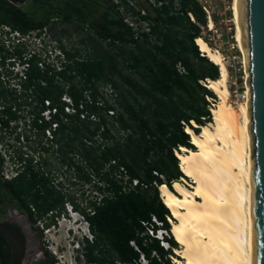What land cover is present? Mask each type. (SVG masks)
Segmentation results:
<instances>
[{
    "label": "trees",
    "instance_id": "trees-1",
    "mask_svg": "<svg viewBox=\"0 0 264 264\" xmlns=\"http://www.w3.org/2000/svg\"><path fill=\"white\" fill-rule=\"evenodd\" d=\"M66 1L63 7L59 9L55 7L52 12H47L44 18L33 20L24 10L6 0H0V23L9 25L20 32L43 28L51 21L53 26L69 25L70 17L65 9L72 8L81 12V7H87L88 4L82 0ZM160 1L165 4L154 10L157 21L153 22L150 16L141 17L142 20L153 23L150 36L156 40L148 54L152 62L149 68L151 77L145 82L149 91L159 97L160 102L146 104L145 108L151 110L150 116H147L145 109H139L138 112L146 118L137 115L131 107H125L119 114L108 102L103 101L101 106L98 105L99 99L102 100L99 89L103 85H111L107 78L118 75L119 63L111 55L100 54L95 50L84 57L76 49L66 53L70 64L66 65L62 73H59L63 83L68 84L66 91L63 86L56 84L55 75L39 70L35 60H31V66L27 71V82L23 85L24 88L31 90L38 104L49 100L52 106L62 111L60 98L66 92L75 105L83 101L84 111L88 113L87 119L80 122L78 117L71 118L69 127L60 123L58 129L60 134L58 143L63 142L65 146L74 145L71 146L72 151L78 150V146L83 150V172H85L83 181L91 183L94 177L98 179V182L104 183V191L99 187L97 189L105 192L101 202L99 204L87 202L86 207L91 208L92 215L85 209L81 210L94 236L93 242L86 241L84 247L85 264H115L116 262L133 264L139 258V254L129 245L133 240L136 241L150 264H171L169 256H176L172 250L179 248L172 236L168 240L170 244L168 251L160 248L156 241L143 246V238L136 236L137 231L141 230L140 221L150 220L152 215L163 222L166 230L171 229L165 218L166 215L170 217L171 215L160 201L158 190L140 191L138 189L137 192H124L122 186L112 179L108 172H103L108 164L115 161L114 165L109 166L110 172L124 168L131 179L137 178L146 184H151L154 180L160 182L153 175V172H157L165 176L166 184L172 190V183L177 182L180 177L185 178L179 169L175 152H179L182 147L195 150L190 142V136L185 132L186 127L198 133L202 125L212 121L207 99L215 100L216 96L201 82L206 79L216 80L219 70L198 51L195 44V40L200 38V26L207 25L206 15L195 0H179L177 8L173 6L174 0ZM111 8L114 15L120 18L115 6ZM188 14L193 16L194 22L189 20ZM52 16H55L53 18L56 20H53ZM179 27L187 30L188 33L181 35L177 31L171 32L172 28ZM96 34L101 40H106L104 33L96 31ZM179 35H181L180 39L177 38ZM130 37V41L114 38L112 42H134L131 34ZM141 37L145 44L149 42L148 34H142ZM190 61L196 63V69ZM178 64L184 68V74L179 73ZM139 65V59L135 58L132 63L127 64L132 70L137 69ZM85 92L89 94L90 102L86 101ZM0 97H4L2 92ZM3 102L7 104L3 113L8 114L9 119L14 118L8 107L10 101L0 99V105ZM112 110L114 115L111 119L117 125L120 134L117 141L111 130L104 127L107 112ZM123 114H126L135 128L130 129L126 125ZM89 115H95L99 121L89 120ZM191 122H194L197 128H194ZM0 123L3 127L8 126V120L2 116H0ZM33 126L42 134L48 124L40 125L36 120ZM97 138L113 140L116 143L95 145ZM2 164L3 160L0 157V170ZM71 165L75 166L73 162ZM75 168L80 171V167L75 166ZM27 170H30V166ZM38 178L30 171L28 175L21 174L11 181H6L8 202L14 203L18 210L26 209L30 214V220L35 223L29 203L26 202L31 196V191L35 190L30 203L40 210L42 215L55 212L54 218L46 224V227L55 223L53 219L64 210L66 201L73 203L78 210L72 197L67 198L54 187H49L48 180L40 181L42 179ZM39 184L43 193L36 188ZM153 250L160 255L161 262L151 259ZM8 260L9 247L0 236V262L7 264Z\"/></svg>",
    "mask_w": 264,
    "mask_h": 264
},
{
    "label": "built area",
    "instance_id": "built-area-1",
    "mask_svg": "<svg viewBox=\"0 0 264 264\" xmlns=\"http://www.w3.org/2000/svg\"><path fill=\"white\" fill-rule=\"evenodd\" d=\"M106 1L110 6H115L123 22L129 29L131 36L135 40L142 39V34H148L149 37H151L152 25L150 21L141 19V17L148 15L140 8L136 7V2L134 0ZM146 1L152 10L158 9L165 4L160 0ZM202 10H204L206 14L207 26L209 27L212 21L210 13L205 8H202ZM188 16L194 22L192 15L188 14ZM136 20H139L140 23L144 25L142 33L138 32L137 26L134 24ZM51 25L52 21L43 28L20 32L19 30L12 29L9 25L0 23V93L2 92L4 96L0 97V99L1 101H4V99L10 101L8 107L10 108V113L14 116V118L9 119L8 114L3 113L6 107L5 105H7L3 102V104L0 105V116L8 120L7 127H3L0 123V157L3 160L0 178L3 181H11L19 177L24 173V167L26 165L30 166V170H27L28 172H43V174L56 175L57 177H62L63 181L64 178L71 177V173L69 172L73 169L71 162L79 166L80 171L82 169L79 162L77 163L73 161V159L67 161L64 156H62V154L65 153L60 152V150L62 151L64 145L56 144L60 138V134L58 133L60 123L69 127L71 118L74 119L78 117L80 122L88 118V113L84 111L83 101L75 105L72 98L64 92L60 98L62 106L61 111L59 108L52 106L49 100H44L42 104H38L32 96L31 90L23 86L27 82V71L31 66V60H35L39 70L47 72L49 75H55L56 84L63 86L65 91L68 88V84L63 83L59 73H62L66 65L70 64V60L67 58L66 53L72 50H67L66 47L62 45L61 39L53 37L52 33L58 32L55 31L52 27L53 25ZM177 69L180 74L185 73L184 68L179 64L177 65ZM84 97L86 101L90 102V97L87 92L84 93ZM99 101L98 105L101 106L103 100L99 99ZM207 101L210 104L209 99H207ZM208 109L210 111V106H208ZM112 115H114V111H108L106 119L111 118ZM36 120L40 125L45 123L48 124L42 134L33 126ZM89 120L93 122L99 121L98 117L95 115H89ZM56 162L60 163V165L65 168H62L63 170L61 169V172L59 170L57 172L54 170H47L48 167ZM114 164L115 161H112L106 166L103 172H108L110 177L122 186L124 192H137L138 189H140V191L156 189L160 196L159 188L162 185L168 187L166 178L162 174L153 172V175L157 177L160 182L154 180L151 184H146L139 181L137 178L131 179L126 174L124 168H120L119 171L110 172L109 166ZM28 172H26L27 175ZM80 174L74 175V182L81 181L83 182V187H88V189L85 190L83 188V191L79 192L81 195L83 194V196H81V198L83 197V204L81 201H74L78 206L77 210L73 203L66 201L64 203V210L54 219L56 224L54 223L51 225L53 228L56 226L62 227L65 232L69 246L68 249H66L68 254V259L66 260L69 264H85L84 247L86 241L90 243L93 242L94 236L81 210L85 209L86 212L92 215L93 212L91 208L86 207L87 202L92 201L99 204L103 198V193H105L97 190L99 187L104 191L103 182H98V179L93 177L91 181V183H94L93 185L91 183H85L83 180H80ZM54 181H57L56 177L52 180L53 187L65 195V189L59 188V186H62V183H60L63 182L62 179L57 181L58 186ZM177 182L186 185L185 178L183 177H180ZM172 185L173 183L171 186ZM104 196H106V194H104ZM66 197L69 198L68 196ZM159 199L161 201L160 197ZM31 210L34 213V210ZM54 214L55 212H50L49 216H53ZM165 218L171 227L173 222L172 218L168 215H166ZM35 220L36 228L41 231L43 236L44 248L53 255L57 262L56 264H63V261L57 255L56 251L51 249V245L46 237L49 227H46L44 220H39L36 217ZM140 226L141 230L137 231L136 236L143 238V246L156 241L159 247L164 251L170 249L168 240L172 236L170 233L171 229L166 230L163 227V222L157 217L152 215L150 220L140 221ZM129 245L139 254L138 260L134 261L133 264H150L135 240L131 241ZM62 249V246L58 247V250L62 251ZM173 251L174 250H172V252ZM150 257L151 259L161 262V257L155 250L152 251ZM169 259L171 260V264H173L174 257L169 256ZM115 264L121 263L116 262Z\"/></svg>",
    "mask_w": 264,
    "mask_h": 264
},
{
    "label": "bare ground",
    "instance_id": "bare-ground-1",
    "mask_svg": "<svg viewBox=\"0 0 264 264\" xmlns=\"http://www.w3.org/2000/svg\"><path fill=\"white\" fill-rule=\"evenodd\" d=\"M234 5L235 0L231 7L234 39L243 54L237 40ZM208 28H212V21ZM195 44L218 67V78L203 84L218 102L210 108L212 121L202 125L198 133L189 127L185 129L195 150L182 147L175 153L185 182L189 178L192 183L174 182L172 190L163 185L159 188V197L175 220L170 233L181 246L174 250L180 259L174 258L173 264H254L252 167L247 130L249 88L247 96L240 98L243 102L233 108L221 54L201 38ZM243 57L247 72L244 54Z\"/></svg>",
    "mask_w": 264,
    "mask_h": 264
},
{
    "label": "rangeland",
    "instance_id": "rangeland-1",
    "mask_svg": "<svg viewBox=\"0 0 264 264\" xmlns=\"http://www.w3.org/2000/svg\"><path fill=\"white\" fill-rule=\"evenodd\" d=\"M9 3L15 5L16 7L24 10L28 15L32 17L33 20H39L45 17L47 12H52L55 7H63L65 2L64 0H6ZM86 2L87 7H81V12L76 11L75 9L68 8L65 9L70 17L69 25L52 26L55 31L58 33H52L53 37L61 39L62 45L66 47L67 50L76 49L79 51L81 56H86L87 53H91L94 50L100 54L111 55L118 63V75L107 78L109 84L103 85L100 87V96L103 101L108 102L109 105L114 106L116 113H122L125 107H131V109L139 116L146 118V116L139 114V109H145L147 116L151 115V110L145 108L146 104L160 102L159 97L153 95L146 84V80L151 77L149 68L152 65L151 58L148 56L151 51V46L155 44L156 40L153 37L149 38V42L145 44L143 39H137L138 42H126L121 43L119 41L112 42L114 38H121L126 41H130V32L123 22L122 18H118L114 15L113 10L109 3L104 0H82ZM136 2V7L140 8L150 16L153 22L157 21L156 13L151 7L147 4L146 0H134ZM199 3L202 8H205L209 11L210 17L212 20V28L209 29L208 26H200L199 37L203 39L213 51H217L221 54L225 67L228 72L227 79V88L229 91V103L233 108H236L240 103L243 102L247 96V87L245 86V81L248 78V72H246L244 63L243 54L236 46L234 39L235 31L234 25L231 21L232 19V2L233 0H195ZM179 0L173 1L174 8L178 7ZM80 6V4H79ZM204 11V10H203ZM59 13V11H57ZM174 13V12H173ZM205 13V12H204ZM206 15V14H205ZM53 20H56L53 18ZM189 17V16H188ZM193 17V16H192ZM194 19V18H193ZM189 20L193 22L190 17ZM151 25L153 24L150 22ZM137 26L138 32L142 33L144 25L140 23L139 20H136L134 23ZM96 31L104 33L106 40H101ZM177 31V33L187 34V30L179 28H172L171 32ZM181 35L177 36L178 39L181 38ZM83 40V42H81ZM199 51V49H198ZM200 52V51H199ZM139 59L140 65L137 69H129L127 64L132 63L133 59ZM190 63H192L190 61ZM194 69L197 68L196 63H192ZM205 81H202L203 85ZM204 86V85H203ZM210 108L214 107L218 102V98L215 100L209 99ZM124 119L126 125L131 129L135 128L133 123L130 122L126 116ZM107 129L111 130V133L116 136V141L119 139L120 134L118 133V127L111 118L105 120V126ZM197 127V126H196ZM152 128V126H150ZM200 131V129L198 130ZM122 135V134H121ZM111 144L116 143L115 141H108L102 138H97L95 145L99 144ZM63 145V142H61ZM57 143L56 145H61ZM77 143H75L76 145ZM94 144V143H93ZM51 145V144H47ZM55 145V144H54ZM71 146H63L62 154L67 161L79 162V165L82 167L81 171H77L75 166H72L73 169L68 171L71 173V177L63 178L56 177L57 181L62 179V186L59 188L65 189L64 193L69 198H74L73 201H81L82 199L79 192L83 191V188L86 190L88 187H83V183L80 181L74 182V175H79L83 172V150L78 146V150H73ZM77 146V145H76ZM70 155V156H69ZM62 160V159H61ZM79 167V166H78ZM62 167L60 163H54L47 170L60 171ZM62 169V170H63ZM49 172V171H48ZM85 173V172H83ZM57 181L54 183L57 185ZM186 183H192L191 179L187 178ZM92 185L94 183H91ZM91 185V186H92ZM58 186V185H57ZM172 187V186H171ZM8 193V192H7ZM87 196V194H86ZM8 196L4 193L0 195V199L3 201L5 207L0 211V222L5 219V215L8 212H16L17 209L15 206L8 205ZM83 204V203H82ZM1 210V209H0ZM171 215V214H170ZM172 218V216H171ZM174 222L175 220L172 219ZM55 221V220H54ZM56 224V222H55ZM46 237L51 245V249L56 251L57 255L63 261V264H69L66 260L68 259V254L66 249H68V243L66 235L62 227H51L46 234ZM62 246L63 249L58 250V247ZM181 247V246H180ZM179 247V248H180ZM174 255V251L172 252ZM34 259H37V256H33ZM175 259H180L179 256H174ZM28 264V261L26 262Z\"/></svg>",
    "mask_w": 264,
    "mask_h": 264
},
{
    "label": "water",
    "instance_id": "water-1",
    "mask_svg": "<svg viewBox=\"0 0 264 264\" xmlns=\"http://www.w3.org/2000/svg\"><path fill=\"white\" fill-rule=\"evenodd\" d=\"M234 11L237 40L248 65L245 86L249 88L247 130L252 167L254 264H264V0H235ZM0 236L9 247L7 264H22L27 252L23 236L3 222Z\"/></svg>",
    "mask_w": 264,
    "mask_h": 264
},
{
    "label": "flooded vegetation",
    "instance_id": "flooded-vegetation-1",
    "mask_svg": "<svg viewBox=\"0 0 264 264\" xmlns=\"http://www.w3.org/2000/svg\"><path fill=\"white\" fill-rule=\"evenodd\" d=\"M64 2H67V1L64 0ZM27 167L28 165L24 167L25 170L23 174L27 172ZM35 174L39 177L38 179H42L40 181L48 180L49 185H50L49 187H53L52 180L54 176L56 175L43 174V172H35ZM80 180H83V172L81 173ZM6 186H7L6 181H3L0 178V195H2V193L8 195L7 193L8 190ZM36 188L41 191L40 193H43V190L41 189L40 184L37 185ZM34 194H35V190H32L31 196ZM31 196H29L26 202L29 203V208L34 210V213L31 210L33 217L35 215L37 219L44 220L46 224L50 223L51 219L54 218V216H49L50 212L45 215H42V212L38 210L32 203H30ZM8 205L16 207L14 203L9 202ZM3 207L5 206L3 205V201L0 199V209H1L0 211H2ZM40 214H41V217H39ZM5 216L6 217L2 222L7 224L13 230L17 231L19 234H21V236H23L27 244V252H26L25 259L22 264H27L26 263L27 261H28V264H56L57 263L53 255L50 254L46 250V248H44L45 244L43 243L42 233L38 228H36V225H35L36 222L33 223L30 220V214L28 211H26V209H21V210L17 209L16 212L10 211L6 213ZM34 255L37 256L38 260L33 258Z\"/></svg>",
    "mask_w": 264,
    "mask_h": 264
}]
</instances>
